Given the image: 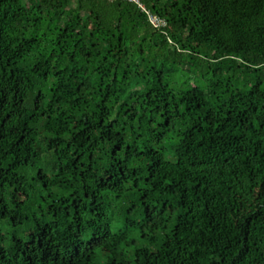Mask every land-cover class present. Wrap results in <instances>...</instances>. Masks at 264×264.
Listing matches in <instances>:
<instances>
[{"label":"trees","instance_id":"trees-1","mask_svg":"<svg viewBox=\"0 0 264 264\" xmlns=\"http://www.w3.org/2000/svg\"><path fill=\"white\" fill-rule=\"evenodd\" d=\"M142 2L0 0V264H264V0Z\"/></svg>","mask_w":264,"mask_h":264},{"label":"built area","instance_id":"built-area-1","mask_svg":"<svg viewBox=\"0 0 264 264\" xmlns=\"http://www.w3.org/2000/svg\"><path fill=\"white\" fill-rule=\"evenodd\" d=\"M109 1H123L134 4L137 7V9L146 16L147 21L152 28L159 31H163L164 29L167 28L168 25L167 22L164 19L158 17L157 15L151 13L150 10L145 7L142 0H109Z\"/></svg>","mask_w":264,"mask_h":264},{"label":"rangeland","instance_id":"rangeland-1","mask_svg":"<svg viewBox=\"0 0 264 264\" xmlns=\"http://www.w3.org/2000/svg\"><path fill=\"white\" fill-rule=\"evenodd\" d=\"M45 162L50 163L51 162V157L48 155L45 157Z\"/></svg>","mask_w":264,"mask_h":264}]
</instances>
